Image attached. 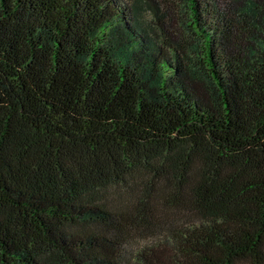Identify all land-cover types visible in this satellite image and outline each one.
<instances>
[{"label": "trees", "instance_id": "1", "mask_svg": "<svg viewBox=\"0 0 264 264\" xmlns=\"http://www.w3.org/2000/svg\"><path fill=\"white\" fill-rule=\"evenodd\" d=\"M179 1L0 0V264H264V0Z\"/></svg>", "mask_w": 264, "mask_h": 264}, {"label": "rangeland", "instance_id": "2", "mask_svg": "<svg viewBox=\"0 0 264 264\" xmlns=\"http://www.w3.org/2000/svg\"><path fill=\"white\" fill-rule=\"evenodd\" d=\"M235 0H222V1H219L220 3V6L221 7V10L223 11H227L228 10V3L231 4V9L228 10L229 12L228 13H231V12H234L235 16H234V19L235 20H238V22L240 21V25L243 26V23L245 22H248V20L246 19L245 21H241L238 17V13H239V10L241 9V6L244 5V3L242 4H235L236 2H234ZM166 9L172 13L173 17H174V21L176 22H179V25L182 24L183 22L186 23L187 22V16L184 14V8L182 7L181 5V2L179 0H166ZM226 9V10H225ZM145 17L146 18H150V15L149 13H145ZM153 23L154 24H157L155 22V20H153ZM180 30L183 31L184 33V37H185V40L187 43H195V40H193L192 36L190 33H188V31H186L185 29L183 28H180L177 30L178 33H180ZM149 32V35L151 37H155V34L150 30L148 31ZM247 32V31H246ZM160 33V32H159ZM243 35L245 36V38H248V34L247 33H243ZM138 188V187H137ZM124 189V187H123ZM122 189V191H123ZM139 189V188H138ZM137 189V190H138ZM111 199L115 196V192H112L111 193ZM152 237V234L149 232L145 235H141V234H137L135 236V239L133 240H128L127 243H129L127 246H126V251L127 252H132L133 253V256L134 255H138L139 254V250L141 248V245H145L147 243H150V238L149 239H146L148 237Z\"/></svg>", "mask_w": 264, "mask_h": 264}]
</instances>
